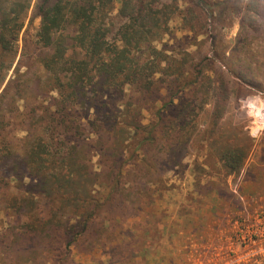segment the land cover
Masks as SVG:
<instances>
[{
	"label": "trees",
	"instance_id": "obj_1",
	"mask_svg": "<svg viewBox=\"0 0 264 264\" xmlns=\"http://www.w3.org/2000/svg\"><path fill=\"white\" fill-rule=\"evenodd\" d=\"M34 1L40 27L19 57ZM115 2L0 0V264H76L73 248H106L128 204L141 210L149 184L181 164L211 94L210 134L224 117L223 73L210 93L201 65L163 43L175 19L212 34L210 0H120L113 32ZM217 151L239 174L249 146L227 139Z\"/></svg>",
	"mask_w": 264,
	"mask_h": 264
},
{
	"label": "rangeland",
	"instance_id": "obj_2",
	"mask_svg": "<svg viewBox=\"0 0 264 264\" xmlns=\"http://www.w3.org/2000/svg\"><path fill=\"white\" fill-rule=\"evenodd\" d=\"M229 2L210 0L215 11L212 34L189 33L181 19H175L170 23L172 34L163 41L177 58L189 53L191 67L201 65L210 93L224 81L223 73L230 94L224 117L210 134L215 110L211 94V102L194 121L181 164L167 170L159 183L149 184L152 195L142 198L141 210L128 204L118 217L121 224L108 227L111 235L106 248L97 247L91 253L73 248L76 264H191L192 256L199 255L206 240L216 233L222 216L237 210L230 181L241 175L247 181L259 166H264V0L252 5L250 0H236L238 11L231 10ZM34 3L20 36L19 57L25 32L34 37L40 27ZM180 6L184 7L183 2ZM114 7L113 32L122 23L118 16L120 0ZM15 67L9 70L7 79L14 75ZM143 115L151 119L150 112ZM227 139H240L249 146L248 159L239 174H228L219 159L217 149ZM116 246L119 252L108 255Z\"/></svg>",
	"mask_w": 264,
	"mask_h": 264
},
{
	"label": "built area",
	"instance_id": "obj_3",
	"mask_svg": "<svg viewBox=\"0 0 264 264\" xmlns=\"http://www.w3.org/2000/svg\"><path fill=\"white\" fill-rule=\"evenodd\" d=\"M244 182L243 175L230 181L237 210L222 216L191 264H264V192L246 194Z\"/></svg>",
	"mask_w": 264,
	"mask_h": 264
},
{
	"label": "crops",
	"instance_id": "obj_4",
	"mask_svg": "<svg viewBox=\"0 0 264 264\" xmlns=\"http://www.w3.org/2000/svg\"><path fill=\"white\" fill-rule=\"evenodd\" d=\"M261 167H263L261 169ZM257 172L251 175V178L247 179L243 185V191L246 194L252 192H264V166H259Z\"/></svg>",
	"mask_w": 264,
	"mask_h": 264
}]
</instances>
